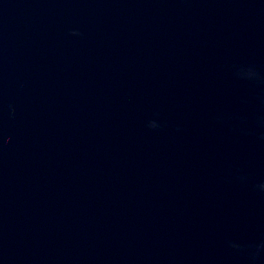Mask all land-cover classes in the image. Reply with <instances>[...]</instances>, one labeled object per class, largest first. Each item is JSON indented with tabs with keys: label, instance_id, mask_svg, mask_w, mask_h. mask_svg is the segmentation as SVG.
<instances>
[{
	"label": "water",
	"instance_id": "water-1",
	"mask_svg": "<svg viewBox=\"0 0 264 264\" xmlns=\"http://www.w3.org/2000/svg\"><path fill=\"white\" fill-rule=\"evenodd\" d=\"M0 264H264V0H0Z\"/></svg>",
	"mask_w": 264,
	"mask_h": 264
}]
</instances>
